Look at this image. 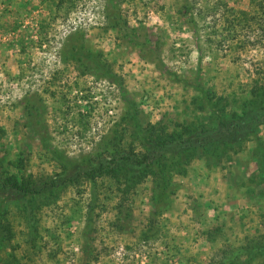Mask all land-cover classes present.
I'll use <instances>...</instances> for the list:
<instances>
[{
	"label": "rangeland",
	"instance_id": "1",
	"mask_svg": "<svg viewBox=\"0 0 264 264\" xmlns=\"http://www.w3.org/2000/svg\"><path fill=\"white\" fill-rule=\"evenodd\" d=\"M185 1L116 0L159 40L154 54L108 25L107 0H0V180L56 183L35 200L36 230L0 185V218L13 232L0 264H231L248 239L264 243V120L247 116L220 158L192 154L165 195L151 175L130 184L87 172L111 151L123 167L122 155L151 150L183 124L214 127L221 107L236 119L259 105L244 100L264 84L263 9L190 0L193 23L179 10ZM226 5L251 16L234 28ZM65 41L100 50L105 67L71 59ZM250 264H264V250Z\"/></svg>",
	"mask_w": 264,
	"mask_h": 264
},
{
	"label": "trees",
	"instance_id": "2",
	"mask_svg": "<svg viewBox=\"0 0 264 264\" xmlns=\"http://www.w3.org/2000/svg\"><path fill=\"white\" fill-rule=\"evenodd\" d=\"M62 1L57 0V3H61ZM250 1L264 11V0ZM193 6V1L186 0L182 3L179 10L182 14L188 16L190 21L195 23ZM216 8L217 6L215 5L208 7L209 10H216ZM224 11H231L229 16H226L228 17L229 24L234 28L240 23L241 19H246L251 16L246 10H234L231 7H227V5ZM105 16L108 25L116 27L127 40L148 49L151 53L158 54L159 40L150 36L145 28L130 24L128 19L120 13L119 3L116 0H107ZM66 41L63 50L71 59L81 62L85 65V68H89V66H97L98 68L105 67V60L102 58L103 56L100 50L92 49L83 41L69 43ZM196 88L205 95L209 107H212L214 93L203 87L200 82L197 83ZM252 92L253 96L244 101H250L251 104L256 102L259 105L256 109L249 110L250 112L245 110L242 117L236 119L228 118L227 111L224 107H221L219 109L220 111L216 113L218 121L214 127L196 129L190 124H183L182 130L179 133L157 136L151 143L153 146L151 150L135 153L134 157L128 154L122 155L121 157L124 160H128L124 161L123 167L119 166L120 163H118V160L116 161V152L111 151V159L108 160V163L104 164V159H100L98 165L90 167L87 172L93 177L96 172L104 173L110 171L111 175L115 176L119 181L122 180L129 183L132 180L130 184H134L139 178L151 175L155 194L165 195L167 191L173 190L172 175L186 171L184 164L188 162L192 154L198 153L206 157L220 158L232 145V139L237 138L241 134V131L244 132V130L249 128L250 123H245L247 122V116L249 120H264V84H255L252 87ZM44 143L47 149H51L54 152L55 149L50 146V143H46L45 140ZM168 148H172L173 151L167 152ZM18 160L22 162V159ZM129 166H140L141 169L138 168V171L129 173ZM0 185L10 193L15 208L19 212L24 213L30 221L29 227L31 230H36V223L33 218L35 200L37 197H40V199L44 197L51 198L55 191L53 186L56 183H52V179L35 182L29 176L19 177L16 173H10L0 180ZM2 201L0 200V209L2 204H4ZM12 235L10 221L6 218H0V246L3 245L4 240L9 241ZM241 248V252L245 253V257L241 258L238 254L233 255V257L231 255V264H250L253 260L254 252L264 250V243L248 239L246 244L242 245ZM219 264H224V261H220Z\"/></svg>",
	"mask_w": 264,
	"mask_h": 264
}]
</instances>
